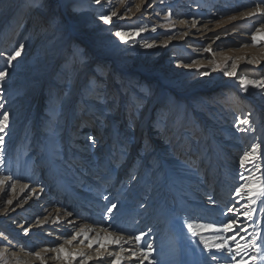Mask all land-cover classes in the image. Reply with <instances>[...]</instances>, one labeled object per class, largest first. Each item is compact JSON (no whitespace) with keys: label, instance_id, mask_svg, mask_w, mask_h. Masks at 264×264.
I'll return each instance as SVG.
<instances>
[{"label":"rangeland","instance_id":"1","mask_svg":"<svg viewBox=\"0 0 264 264\" xmlns=\"http://www.w3.org/2000/svg\"><path fill=\"white\" fill-rule=\"evenodd\" d=\"M258 2L0 0V70L8 68V54L25 46L0 86V103L10 113V127L0 145V176L16 181L15 188L11 181L0 185V264H27V252L44 254L45 248L60 244L66 251L79 252L75 242L65 241L86 221L78 220L65 235L55 231L57 226L41 229L47 217L63 216L60 211L72 205L67 198L40 194L42 169L50 171L47 187H62L58 176L83 181L77 190L100 205L85 204L80 215L86 218L98 215L105 222L113 203L118 209L112 215L130 204L135 216L141 208L143 217L158 210L156 221L165 227L155 238L159 245L154 258L167 263L173 256L177 261L179 253L181 262L189 256L200 264L198 238L187 234L186 222L195 215L217 219L218 214L191 204L199 201L189 193L201 196L204 186L206 197H212L218 190V172H225L220 165H234L239 174L240 156L254 146L257 167L249 165L244 175L251 183L264 174V89L249 86L245 91L239 80L264 79V36L257 33L264 32V17L248 16ZM111 12L117 17L105 24L100 16ZM193 21L195 29L210 34L192 32ZM139 28L144 31L127 43L115 36L117 30ZM146 43L153 46L145 48ZM233 62L237 75L225 76ZM86 125L89 131L82 133ZM89 136L95 138L94 145ZM189 151L194 154L185 156ZM123 165L130 168L121 177L118 196L101 195L97 183L102 185L105 177L111 185ZM211 169L217 178L204 182ZM242 183L240 179L234 187ZM17 195L20 200L13 206L7 203ZM240 198L255 209L247 243L254 237L257 242L264 235V203L251 204L255 197L247 192ZM130 225H138L137 218ZM83 249L80 252L91 257L88 264H100L99 253L107 258L103 264H110L115 257L108 258L109 253L118 250ZM256 253L251 247L248 255ZM247 256L241 252L236 260L243 264ZM66 259L69 264L78 262ZM49 264H65V259ZM256 264H264V257Z\"/></svg>","mask_w":264,"mask_h":264},{"label":"bare ground","instance_id":"2","mask_svg":"<svg viewBox=\"0 0 264 264\" xmlns=\"http://www.w3.org/2000/svg\"><path fill=\"white\" fill-rule=\"evenodd\" d=\"M238 3L241 4L242 2L239 1ZM198 13H202V15H203V11L202 12L199 11ZM192 27H194V26H192ZM204 30H207V29H201V31H200L199 28L195 29V27H194V28H192L191 31L192 32L199 31L202 34H204L203 35L204 37L207 34H210V33H207L208 31L204 32ZM88 129H89L88 125L83 126L81 128V132L82 133L87 132V131H89ZM183 154L184 153H181V155H183ZM193 154H194L193 151H189V153L184 154V155L185 156H192ZM221 159H224V158L218 156V160H221ZM220 166L223 168V170L225 172H218L219 174H221L219 180L216 182V186H217L218 190L216 192H214L212 197H210V198L206 197L207 194L204 192V189H205L204 186L200 188L201 192H203V195H201V196L197 195L195 193H189L191 199L199 201V204L197 202H193L191 204L198 205L200 207V209L201 208H204V209L207 208L208 210H213L212 214L213 215L218 214V216H217L218 218L212 219V217H210L209 215H206V214L202 215L201 214V215H195V219L193 221H195V223H201V220H203L205 222H211V221H217V222L224 221V222H226L224 214H227L228 216H233V215L237 216L238 217V223L245 230L241 231L240 235L237 236L236 239L237 240L240 239L239 243L241 245H247V248L245 250L247 254L242 252L244 254V256H247L249 254V250L252 247L251 246L252 243H250V242L247 243V240L250 239V234H251L250 224L252 222V217H251V219H245L244 216L242 215V212L245 209V206H248V205H246V202H247L246 199L240 198L236 195H234L232 197L230 196L233 192V188H235L234 185L235 184L237 185L239 183V180H240L239 179L240 177H238L239 174L236 171V169H238V168L235 167L234 165H231L232 167L230 169L227 168L226 166L222 165V164ZM129 168H130V165H128L127 168H126V165H123V167L119 171L118 175L114 178L113 182L112 183L110 182L111 185H107L106 184L107 179L105 177H103L100 181L102 185H99L97 183L98 188L101 186V190H99L97 188V191H99L101 195L102 194L106 195L107 193H109V195H108L109 198H110L111 194H112L111 198H113V197L116 198L118 196V195H116V193H117L116 190L118 189L120 182L122 180L121 177H122V175H124V177L126 175H128V169ZM42 170L44 172H46V169H42ZM51 171H52V168H51ZM44 172L41 176V179L38 181V182H41V188L38 189L40 194L41 195L45 194L47 196L55 194V196L58 198H61V197L67 198L69 200H66V201L70 202L72 205H70V204L66 205L65 208H63L62 211H60L61 213L64 212L63 216L57 217L53 220H51L50 217L49 218L47 217L46 220H48V221L43 222L44 224H43V227H41V229L51 230L50 229L51 227L57 226L56 227L57 229L55 230L56 232H63L64 235L70 234V230L74 229V226L76 225L78 220L81 219L83 221H86V224H84L83 225L84 228L79 229V231H82V230L86 231L87 234L89 235V237L93 240L96 238L97 235H99L100 237H104V236H107L109 234L117 235V236L122 237L126 241V243L123 245L124 248L131 249L132 251H136L138 253L139 248L135 244V241L133 238H134V236L139 235L141 232H144V233L148 234L146 239L151 240V242L154 244V248H156V246L159 245L158 243H156L155 238L162 233V230L165 227V225L163 222L161 224H159L156 221V216L159 213L158 210L157 211L155 210L153 213L149 212L146 217H143L140 212H142V210L144 211V209L141 208L137 211V216H135L136 210L132 208L133 204L132 205L130 204L131 206L128 205L126 209H124L120 212H115V214L112 215L111 219L107 220V224H110L112 227L109 229V232H105V231H103V228L106 226V224H105V222L102 223V221L99 219L98 215L97 216L92 215V217L87 216L88 219L86 218V215L85 216L80 215V211L82 210V207H84V205L87 203H90V205L92 204V205L100 206L99 202L96 201V199H94L95 197H91V195H89V194H84L83 193L84 191L81 192V191L77 190L78 187H80L78 185H80V183L83 182L81 179H79L80 183L78 182L79 183L78 184V183H75L73 181H70V180L64 178V176H61V177L58 176L57 180H60V178H61L64 185H62V187L61 186L55 187V185H53L52 187H47V183H49L47 181H48V177L50 175V173H49L50 171L48 170V172H46V175ZM213 172H214V170H212V169L208 172V175H207L208 178H207V180L205 179L204 182L205 181H211L214 178H217V174L214 175ZM56 174L60 175L59 172H57ZM79 174H81V173H79ZM57 175H53V176H57ZM227 176H229V178H227ZM53 180H54V183L53 182L52 183L55 184L56 180L54 178H53ZM41 195L38 197L39 200H41ZM17 199L20 200L19 195H17L16 198L12 201L11 206H13L14 202H16ZM39 200H37V201H39ZM107 200H108V198H107ZM210 200H211V202H210ZM237 201H239V203H237ZM130 202H132V201H130ZM33 204H35V207H36V203L34 202ZM37 208H38L37 211L43 212V209H40V207H37ZM91 208L92 207L90 206V209ZM229 208L233 209V213L227 212V210ZM64 209H66V210H64ZM200 209H198L197 211H199ZM237 209H240L241 211L237 212L236 211ZM85 212H87L89 214L92 213L91 210H88ZM189 212L194 214L193 211H189ZM69 213H71V215H69ZM57 216H58V214H57ZM188 217H190V215H188ZM133 218H135V219L137 218L138 225H136L133 228H129V226H131L130 222L133 220ZM62 219L65 220V222H63ZM193 221L189 220V222H193ZM100 222L102 223V225L97 226V223H100ZM55 224H57V225H55ZM263 226H264V218L261 219V221H260V227H262L264 229ZM59 229H61L62 231H57ZM79 231H76V232H79ZM21 232H22V230H21ZM203 234H205V236H203V238L207 241H210V242L215 241L217 238V235H218L217 233H213V232H204ZM228 235H230V236L235 235V233H228ZM241 237H243V238H241ZM197 238L198 239H196V243L199 245L198 246V249H199L198 252H200L199 253L200 260H201L200 264L201 263L202 264H216V262L211 261L210 259H206V256L208 254L203 253V248H202L203 244L200 243V237L198 236ZM17 240H18V238H17ZM27 241L29 244L31 243V240H27ZM74 242L76 244L75 246L80 247V249H77L79 252H80V250H84L83 248H89L87 246L88 241H85L83 244H81L79 241H74ZM256 243H258L260 245V247L258 249L254 248V250L257 252L256 256L261 257V259H258L256 261V263H260L264 257V235L262 236L261 240L257 241ZM230 246L232 248H235V244L231 245V241H230ZM96 247H97L96 245H93L92 248H96ZM108 249H110V251H113V250L117 249V247L115 245H109ZM201 249H202V251H201ZM101 250H104V249L101 248ZM49 252H51V251H48V252H45L44 254H41V257L43 258L44 264H49V263H51L52 260L55 259L56 253L55 252L49 253ZM66 252H69V251H66ZM125 253H129V255L131 256L130 252H125ZM99 254L101 257H103V255H104L103 253L102 254L99 253ZM216 255L220 256L219 264H228V263L230 264L231 257L228 253L225 254L224 256H223V254L221 255V253H216ZM51 256H52V258H49ZM109 257L110 256L108 255V258ZM129 257H125L124 260H126L128 262L124 263V261H123V264H129L131 260H134V262H137L139 264L140 257L138 255H137V257L131 258V259H129ZM153 257H154V255H153ZM251 257L252 256L248 255L245 258V261H247L248 264H253ZM180 258H181V255L178 253V259H177V261H175V264H180V262H181ZM79 259H80V257H77L76 260H79ZM103 259H107V258L104 256ZM159 260L161 261V264H173L172 260L171 261L169 260L167 263H166V261H162L161 259H159ZM193 260H194L193 257H189V256L185 257L184 256L183 261L181 263L194 264L195 261H193ZM23 262H25L27 264H41V259H38L34 255H29V252H27L25 260ZM134 262L131 264H134ZM145 264H148V262L145 261Z\"/></svg>","mask_w":264,"mask_h":264},{"label":"snow or ice","instance_id":"3","mask_svg":"<svg viewBox=\"0 0 264 264\" xmlns=\"http://www.w3.org/2000/svg\"><path fill=\"white\" fill-rule=\"evenodd\" d=\"M96 3L99 4L100 0H96ZM256 15H260L264 17V0H259V2L255 5L254 9L248 13L249 17H255ZM113 17H117L116 12H111V15H102L100 16V19L105 23L109 24L112 21ZM232 19H235V17H232ZM195 21H193V26H195ZM143 28H139L136 30H129L125 31L123 29L117 30L115 32V36L119 38L121 42L127 43L131 41L134 37L139 36L141 32H143ZM257 33H259L261 36H264V32H262L260 29H257ZM252 42L253 44L257 43V34H252ZM145 48H150L153 45L151 44H144ZM24 45L21 44L19 48H17L14 52L10 53L6 57V62L8 65V68H11L13 66V62L21 56L22 50L24 49ZM205 52L210 51V49H205ZM3 55V54H0ZM195 63V61H193ZM216 67H219V65H216ZM227 67V65H225ZM237 67L238 65L236 63H232L231 70H225L224 75L225 76H236L237 75ZM8 68H5L4 70H0V86L3 85V83L6 80V77L9 75ZM240 85L241 87L247 91L249 86L253 88L258 89H264V79H249L246 76L239 77ZM5 108V105L3 103H0V110H3ZM240 123H247V121H241ZM10 127V113L7 110L0 111V145H3L5 143V137L7 135V130ZM88 139L93 142V145L95 144V138L92 136H89ZM257 147L254 146L251 152H244L243 155L239 158V169H240V179L245 181V183L240 184L238 187L235 188V195L240 197L243 196L244 193H249L251 196H254L255 199L251 200V204H256L257 200H260L261 203H264V174H262L258 180H253L251 183H248V177L244 175L246 171L249 170V165H251L253 168L257 167L255 161L257 159L256 152ZM135 179V177H133ZM12 182V187L15 188V178L10 176H0V185H6L7 182ZM28 185H24V188H27ZM23 190V189H21ZM107 199V198H105ZM211 202V200H210ZM8 204H12V201H7ZM239 203V201H237ZM143 206V205H142ZM118 209V205L113 203L110 207L107 208V215L105 217V224L106 226L103 228V231L109 232V229L112 227L110 224H107V220L111 219L112 214L114 213V210ZM237 212L241 211L240 209L236 210ZM255 211L254 208H251L250 206H245V209L242 212V215L245 219H251L253 212ZM228 213H233V209L229 208L227 210ZM71 215V213H69ZM225 215L224 221H211V222H205V223H195L193 222H186V228H187V234L191 238L200 237V243L203 244V251L206 252L208 255L206 256V259H210L211 261L216 262V264H219L220 256H217L216 253H221V255L227 251L228 254L231 256L230 264H241L240 260H236V256L240 255L241 252L246 253L247 245H241L239 241L236 239L237 236L240 235L241 231H244L241 227V225L238 223V217L228 216ZM26 230V229H25ZM204 232H213L217 233V238L215 241H207L203 238ZM228 233H235V235H228ZM147 233L141 232L139 235L134 236L135 244L139 248V252L132 251L131 249H126L123 247V245L126 243V241L117 235L109 234L104 237H100L99 235L96 236V238L93 240L89 237L86 231H79V232H73L70 234V236L66 239L65 243L68 245H71L74 241H79L81 244H83L85 241H88V247L92 248L93 245H96V251L99 253L100 249L103 248L105 251L108 250L109 245H115L118 250L115 252L109 253V256H114V259H111L110 264H123V261L125 259L124 253L130 252L131 258L137 257V255L140 257L139 264H145V261L148 262V264H161L160 260H157L153 257L154 244L147 240ZM243 238V237H241ZM230 241L235 244V248H232L230 246ZM253 248H259L260 245L256 243V238H253V242L251 244ZM45 252L52 251L56 253L55 258L56 259H65V264H69L68 259L66 257L70 258L72 261H75L77 257H80L77 264H88V260L91 259V257L87 256L83 252H66L65 245L60 244L57 247L48 249H44ZM35 256L38 259H41V264H44L43 258L41 257V254L39 252L35 253ZM100 260V264H103V257H98ZM258 259H261V257H258L256 255H253L251 257V260L253 264H256V261ZM173 264H175V257H172ZM243 264H247V261H244Z\"/></svg>","mask_w":264,"mask_h":264}]
</instances>
